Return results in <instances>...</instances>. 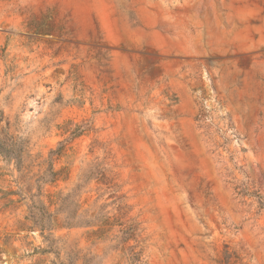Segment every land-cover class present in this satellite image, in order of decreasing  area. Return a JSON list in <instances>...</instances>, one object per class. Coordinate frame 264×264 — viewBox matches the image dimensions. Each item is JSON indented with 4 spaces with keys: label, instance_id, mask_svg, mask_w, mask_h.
Returning <instances> with one entry per match:
<instances>
[{
    "label": "rangeland",
    "instance_id": "1",
    "mask_svg": "<svg viewBox=\"0 0 264 264\" xmlns=\"http://www.w3.org/2000/svg\"><path fill=\"white\" fill-rule=\"evenodd\" d=\"M0 264H264V0H0Z\"/></svg>",
    "mask_w": 264,
    "mask_h": 264
},
{
    "label": "trees",
    "instance_id": "2",
    "mask_svg": "<svg viewBox=\"0 0 264 264\" xmlns=\"http://www.w3.org/2000/svg\"><path fill=\"white\" fill-rule=\"evenodd\" d=\"M14 144H15V142L13 139L9 141L8 145L0 142V153H2L6 157L10 156L13 153Z\"/></svg>",
    "mask_w": 264,
    "mask_h": 264
}]
</instances>
